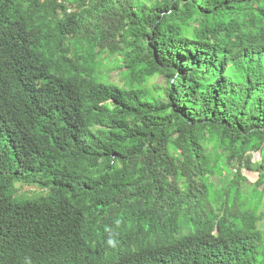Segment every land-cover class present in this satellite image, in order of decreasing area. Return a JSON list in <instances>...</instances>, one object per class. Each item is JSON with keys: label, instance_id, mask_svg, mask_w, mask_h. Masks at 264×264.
Wrapping results in <instances>:
<instances>
[{"label": "trees", "instance_id": "trees-1", "mask_svg": "<svg viewBox=\"0 0 264 264\" xmlns=\"http://www.w3.org/2000/svg\"><path fill=\"white\" fill-rule=\"evenodd\" d=\"M263 200L264 0H0V264H264Z\"/></svg>", "mask_w": 264, "mask_h": 264}, {"label": "rangeland", "instance_id": "rangeland-1", "mask_svg": "<svg viewBox=\"0 0 264 264\" xmlns=\"http://www.w3.org/2000/svg\"><path fill=\"white\" fill-rule=\"evenodd\" d=\"M110 78L112 80H120L119 79V76L117 75L116 71H111L110 73ZM165 79L166 77L164 75H160V74H157L155 76H153L150 81H149V85L151 84H164L165 83ZM120 82H122V80H120ZM235 167H237L236 165H233L232 168L234 169ZM235 171V170H233ZM245 173L250 177V180L251 181H255L258 177H259V174L257 171H245ZM27 188V187H26ZM264 202V200H263ZM262 210L264 211V205L262 206ZM261 228H263L264 230V218L259 222Z\"/></svg>", "mask_w": 264, "mask_h": 264}, {"label": "water", "instance_id": "water-1", "mask_svg": "<svg viewBox=\"0 0 264 264\" xmlns=\"http://www.w3.org/2000/svg\"><path fill=\"white\" fill-rule=\"evenodd\" d=\"M259 154H260V152H259Z\"/></svg>", "mask_w": 264, "mask_h": 264}, {"label": "clouds", "instance_id": "clouds-1", "mask_svg": "<svg viewBox=\"0 0 264 264\" xmlns=\"http://www.w3.org/2000/svg\"><path fill=\"white\" fill-rule=\"evenodd\" d=\"M111 242V241H110Z\"/></svg>", "mask_w": 264, "mask_h": 264}]
</instances>
